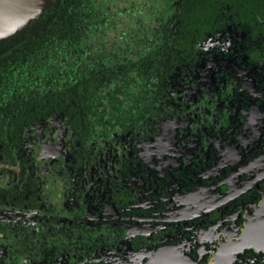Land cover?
<instances>
[{"label": "flooded vegetation", "instance_id": "1", "mask_svg": "<svg viewBox=\"0 0 264 264\" xmlns=\"http://www.w3.org/2000/svg\"><path fill=\"white\" fill-rule=\"evenodd\" d=\"M264 0H52L0 39V264H264Z\"/></svg>", "mask_w": 264, "mask_h": 264}, {"label": "water", "instance_id": "2", "mask_svg": "<svg viewBox=\"0 0 264 264\" xmlns=\"http://www.w3.org/2000/svg\"><path fill=\"white\" fill-rule=\"evenodd\" d=\"M52 0H0V39L43 14ZM241 250H264V217L247 221L240 231Z\"/></svg>", "mask_w": 264, "mask_h": 264}]
</instances>
